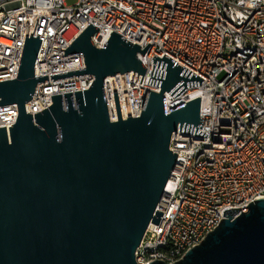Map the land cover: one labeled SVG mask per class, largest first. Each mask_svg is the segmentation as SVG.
<instances>
[{
    "label": "water",
    "instance_id": "obj_1",
    "mask_svg": "<svg viewBox=\"0 0 264 264\" xmlns=\"http://www.w3.org/2000/svg\"><path fill=\"white\" fill-rule=\"evenodd\" d=\"M25 42L17 77L0 81V105L16 103L14 124L0 127V264H140L135 249L151 221L176 152L169 149L176 130L206 136L199 115V96L165 111L163 93L177 96L202 78L175 60L154 55L142 111L132 117L124 72L145 73L140 49L113 31L105 44L91 40L89 24L64 50L83 53L85 68L51 74L52 79L90 73L89 88L51 95L48 108L32 114L24 103L38 82L34 62L42 39ZM133 72L131 78L133 76ZM120 73L128 117L122 119L114 81ZM111 76L118 120L109 121L103 80ZM137 77V76H136ZM130 78V79H131ZM142 78V76H141ZM141 78L140 81L141 82ZM136 81V79H135ZM225 208L218 224L199 244L172 262L149 264H264V198Z\"/></svg>",
    "mask_w": 264,
    "mask_h": 264
},
{
    "label": "built area",
    "instance_id": "obj_2",
    "mask_svg": "<svg viewBox=\"0 0 264 264\" xmlns=\"http://www.w3.org/2000/svg\"><path fill=\"white\" fill-rule=\"evenodd\" d=\"M37 16L32 36L44 22L34 76L48 80L38 82L24 103L32 116L51 105V95L91 85L90 73L50 77L85 68L83 53L48 58L64 54L53 46L66 49L90 23L99 28L90 37L97 47L113 31L140 49L150 43L143 55L137 52L145 73H123L132 117L141 113L147 91L159 90L148 83L154 55L166 54L202 78L177 96L163 93L166 112L199 96L198 129L207 135L177 127L171 133L172 185L166 190V183L157 203L163 212L158 225L148 223L135 249L138 263L180 259L218 224L223 209L246 211L249 202L264 198V0H0V81L17 77L26 19L30 37ZM114 81L125 119L120 73ZM103 90L109 121L118 120L111 76L104 78ZM17 115L16 103L0 105V127L7 135Z\"/></svg>",
    "mask_w": 264,
    "mask_h": 264
},
{
    "label": "bare ground",
    "instance_id": "obj_3",
    "mask_svg": "<svg viewBox=\"0 0 264 264\" xmlns=\"http://www.w3.org/2000/svg\"><path fill=\"white\" fill-rule=\"evenodd\" d=\"M171 185H172V181H171V179H169L167 181L166 190L169 189Z\"/></svg>",
    "mask_w": 264,
    "mask_h": 264
},
{
    "label": "rangeland",
    "instance_id": "obj_4",
    "mask_svg": "<svg viewBox=\"0 0 264 264\" xmlns=\"http://www.w3.org/2000/svg\"><path fill=\"white\" fill-rule=\"evenodd\" d=\"M74 1H76V0H66V3H67V4H71V3H73Z\"/></svg>",
    "mask_w": 264,
    "mask_h": 264
}]
</instances>
